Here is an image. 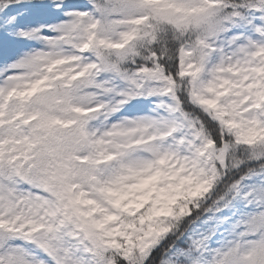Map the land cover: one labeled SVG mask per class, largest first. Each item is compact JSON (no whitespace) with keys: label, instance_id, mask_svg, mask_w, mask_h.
Masks as SVG:
<instances>
[{"label":"snow or ice","instance_id":"obj_1","mask_svg":"<svg viewBox=\"0 0 264 264\" xmlns=\"http://www.w3.org/2000/svg\"><path fill=\"white\" fill-rule=\"evenodd\" d=\"M0 264H264V0H0Z\"/></svg>","mask_w":264,"mask_h":264}]
</instances>
